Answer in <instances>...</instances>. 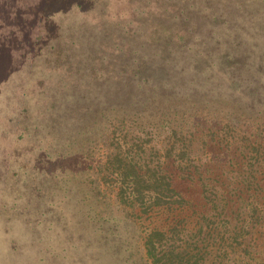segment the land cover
Wrapping results in <instances>:
<instances>
[{"label": "rangeland", "instance_id": "1", "mask_svg": "<svg viewBox=\"0 0 264 264\" xmlns=\"http://www.w3.org/2000/svg\"><path fill=\"white\" fill-rule=\"evenodd\" d=\"M108 101L264 106V0H0V264H151L87 129Z\"/></svg>", "mask_w": 264, "mask_h": 264}, {"label": "trees", "instance_id": "2", "mask_svg": "<svg viewBox=\"0 0 264 264\" xmlns=\"http://www.w3.org/2000/svg\"><path fill=\"white\" fill-rule=\"evenodd\" d=\"M111 102L87 107V129L109 130L100 173L151 264H264V106Z\"/></svg>", "mask_w": 264, "mask_h": 264}]
</instances>
